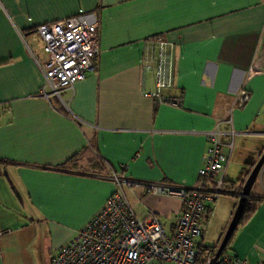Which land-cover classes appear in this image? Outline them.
Here are the masks:
<instances>
[{
  "label": "crops",
  "instance_id": "crops-1",
  "mask_svg": "<svg viewBox=\"0 0 264 264\" xmlns=\"http://www.w3.org/2000/svg\"><path fill=\"white\" fill-rule=\"evenodd\" d=\"M79 13L99 26L95 69L60 97L50 88L46 96L42 65L49 56L36 27ZM158 38L172 45L166 93L183 95L180 107L144 96L156 89L145 63ZM242 89L250 100L232 108ZM210 132L230 156L225 188L233 185L207 204L197 243L213 247L264 152L263 145L241 164L234 159L240 170L229 172L236 137L264 136V0H0V264H52L115 192L111 170L194 186ZM74 157L75 169L61 168ZM261 185L251 191L254 215L229 248L251 264L264 263ZM138 195L129 192L136 215L156 213L172 232L182 200L142 188ZM215 220L218 233L208 238Z\"/></svg>",
  "mask_w": 264,
  "mask_h": 264
},
{
  "label": "built area",
  "instance_id": "built-area-1",
  "mask_svg": "<svg viewBox=\"0 0 264 264\" xmlns=\"http://www.w3.org/2000/svg\"><path fill=\"white\" fill-rule=\"evenodd\" d=\"M49 58L42 65L45 79L42 92L50 88L52 95L84 80L95 69L94 59L100 54V30L97 22L83 13L36 27ZM151 52L145 70L156 77V89L145 92L157 104L183 105V95H170L173 74L167 50L172 45L161 38L150 41ZM246 89L233 99L232 108L242 107L250 100ZM210 147L199 179L194 186L163 182L140 181L113 170L111 179L115 192L100 211L69 243L52 256V264H210L212 256L197 259V242L202 237V222L209 201L225 188V172L230 156L215 132L209 133ZM233 147V142L230 144ZM264 172V164L261 173ZM146 193L176 196L183 209L172 232H167L160 217L149 213L145 218L136 215L130 198L138 189ZM219 264H251L232 253L222 254ZM264 264V263H261Z\"/></svg>",
  "mask_w": 264,
  "mask_h": 264
},
{
  "label": "rangeland",
  "instance_id": "rangeland-1",
  "mask_svg": "<svg viewBox=\"0 0 264 264\" xmlns=\"http://www.w3.org/2000/svg\"><path fill=\"white\" fill-rule=\"evenodd\" d=\"M261 120V117L258 119L257 122ZM256 127V126H255ZM259 127V126H258ZM261 129V128H260ZM253 131H260L257 127L253 129ZM264 145V136L257 135L253 137H236L235 140V150L233 151V156H231V165L229 166V172H232L233 175H236L240 168L238 164H241L239 160L245 159L249 155H252L256 153L257 156V149L260 148V146ZM234 159L237 161L238 164H234ZM238 167H234V166ZM261 183L264 184V172L260 173L257 181L254 184V191H257L258 189H261ZM223 197V196H221ZM221 224V221H212L209 227V234L208 238L215 237L218 233V226ZM229 226V225H228ZM228 228V227H227ZM227 231V229H226ZM225 231V233H226ZM220 233V232H219Z\"/></svg>",
  "mask_w": 264,
  "mask_h": 264
},
{
  "label": "water",
  "instance_id": "water-1",
  "mask_svg": "<svg viewBox=\"0 0 264 264\" xmlns=\"http://www.w3.org/2000/svg\"><path fill=\"white\" fill-rule=\"evenodd\" d=\"M264 164V152L262 153L261 157L259 158V160L257 161V163L255 164L254 168L252 169V171L250 172L248 178L245 181V184L243 186L242 192H241V196H240V200L239 203L237 205L236 211L232 217V220L227 228V231L218 247V250L216 252V254L212 257L211 263L210 264H219V258L220 256L223 254L224 249L226 248L232 234L234 233L235 229L238 226V223L241 219V216L243 214L244 211V207L247 203L248 198L251 196V191L252 188L255 184V182L257 181L260 173H261V169L263 167Z\"/></svg>",
  "mask_w": 264,
  "mask_h": 264
},
{
  "label": "trees",
  "instance_id": "trees-1",
  "mask_svg": "<svg viewBox=\"0 0 264 264\" xmlns=\"http://www.w3.org/2000/svg\"><path fill=\"white\" fill-rule=\"evenodd\" d=\"M75 163H77V159L74 157V158H72V159H70L68 161V166L62 165L61 168H67L68 167V169H75L76 168L75 166L72 167L73 165H75ZM99 166H100V163H99ZM100 167L102 168L101 170H103V171H100L101 173L102 172H107L106 171V167H105L104 164H102V166H100ZM112 171L113 170H111L110 173L107 174V176L109 178H111V176H112ZM225 187H226V180H225ZM232 188H233V185L227 187L228 190L232 189ZM238 188L239 189H237V190H241L242 186H239ZM227 189L224 188V190H227ZM256 209H257L256 200L253 199L252 197H249L248 200H247V203H246V205L244 207V211H243L241 219H240V221L238 223V226L235 229L234 233L232 234V236H231L226 248L224 249V252H223L224 254H228L229 253V248L231 247V245H232V243L234 241V238H235V236L237 234V231H238L239 227L245 225L252 218V216L254 215ZM224 235H225V233L223 234V237H224ZM218 247L219 246L210 247V246H204L203 244H198L197 245V251H198L197 259H198V261L201 262V260H205L208 256H212L213 257L216 254V252L218 250Z\"/></svg>",
  "mask_w": 264,
  "mask_h": 264
}]
</instances>
